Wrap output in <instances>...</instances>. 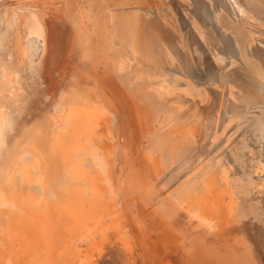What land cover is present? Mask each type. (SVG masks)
<instances>
[{
    "label": "bare ground",
    "instance_id": "obj_1",
    "mask_svg": "<svg viewBox=\"0 0 264 264\" xmlns=\"http://www.w3.org/2000/svg\"><path fill=\"white\" fill-rule=\"evenodd\" d=\"M0 264H264V0H0Z\"/></svg>",
    "mask_w": 264,
    "mask_h": 264
}]
</instances>
